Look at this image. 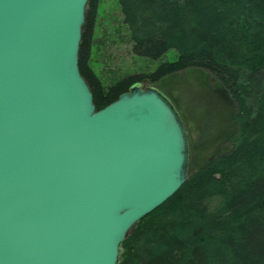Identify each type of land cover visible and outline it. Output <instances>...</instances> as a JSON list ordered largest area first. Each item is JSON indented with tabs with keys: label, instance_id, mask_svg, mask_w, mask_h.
I'll list each match as a JSON object with an SVG mask.
<instances>
[{
	"label": "water",
	"instance_id": "water-1",
	"mask_svg": "<svg viewBox=\"0 0 264 264\" xmlns=\"http://www.w3.org/2000/svg\"><path fill=\"white\" fill-rule=\"evenodd\" d=\"M88 1L0 0V264H117L187 179V130L158 88L97 109L79 67Z\"/></svg>",
	"mask_w": 264,
	"mask_h": 264
},
{
	"label": "trees",
	"instance_id": "trees-1",
	"mask_svg": "<svg viewBox=\"0 0 264 264\" xmlns=\"http://www.w3.org/2000/svg\"><path fill=\"white\" fill-rule=\"evenodd\" d=\"M133 50L178 57L110 85L91 66L100 0H89L79 67L97 109L135 84L201 68L229 93L236 111L231 148L200 167L140 219L117 264H264V0H119Z\"/></svg>",
	"mask_w": 264,
	"mask_h": 264
},
{
	"label": "rangeland",
	"instance_id": "rangeland-1",
	"mask_svg": "<svg viewBox=\"0 0 264 264\" xmlns=\"http://www.w3.org/2000/svg\"><path fill=\"white\" fill-rule=\"evenodd\" d=\"M177 57L174 48L158 58L136 54L119 0H100L91 66L104 85L129 73L154 71ZM141 85L158 88L178 110L188 134L190 169L231 148L229 135L236 108L229 93L206 70L189 68L167 75L155 84Z\"/></svg>",
	"mask_w": 264,
	"mask_h": 264
},
{
	"label": "bare ground",
	"instance_id": "bare-ground-1",
	"mask_svg": "<svg viewBox=\"0 0 264 264\" xmlns=\"http://www.w3.org/2000/svg\"><path fill=\"white\" fill-rule=\"evenodd\" d=\"M183 184H184V183H183ZM183 184H182V185H183ZM180 187H181V186H180ZM179 189H180V188H179ZM179 189H178V190H179ZM178 190H177V191H178ZM177 191H176V192H177ZM176 192H175V193H176ZM175 193H174V194H175ZM174 194H173V195H174ZM173 195H172V196H173ZM169 198H170V197H169ZM169 198H168V199H169ZM162 204H163V203H162ZM159 206H160V205H159Z\"/></svg>",
	"mask_w": 264,
	"mask_h": 264
}]
</instances>
